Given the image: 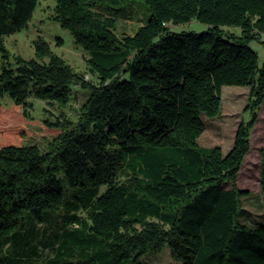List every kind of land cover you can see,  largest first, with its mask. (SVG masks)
Here are the masks:
<instances>
[{
    "label": "trees",
    "instance_id": "1",
    "mask_svg": "<svg viewBox=\"0 0 264 264\" xmlns=\"http://www.w3.org/2000/svg\"><path fill=\"white\" fill-rule=\"evenodd\" d=\"M41 1L0 0L2 58L9 59L4 37L27 27ZM52 1L51 19L89 53L96 83L41 37L36 58L15 57L0 69V100L8 96L24 120L32 119L30 98L61 116L43 122L54 134L45 151L22 145L23 133L0 138V264H18L8 247L37 233L50 255L44 264H141L165 247L182 264H264V218L256 226L242 222L247 192L236 187L264 102V58L260 65L250 47L264 34V0H144L151 17L133 36L118 35L114 11L104 8L129 0ZM192 20L207 30L167 27ZM226 86L249 88L251 118L224 155L198 140L202 115L220 114ZM76 88L87 98L73 122L65 112ZM4 110L0 101V119ZM14 126L10 119L0 133ZM260 183L264 192V159ZM65 188L80 195L66 201ZM59 210L55 233L42 216Z\"/></svg>",
    "mask_w": 264,
    "mask_h": 264
},
{
    "label": "rangeland",
    "instance_id": "2",
    "mask_svg": "<svg viewBox=\"0 0 264 264\" xmlns=\"http://www.w3.org/2000/svg\"><path fill=\"white\" fill-rule=\"evenodd\" d=\"M55 3L52 0L41 1L33 15L28 26L10 36L3 39V46L8 52L9 59L2 58L0 52V69L3 65L10 63L14 65L15 57L24 60L34 59L35 49L34 42L38 37L44 39L50 46L51 51L60 56L69 64L74 71L84 73L86 80L92 84L96 83L95 77L88 72L87 59L90 58L88 52L77 45L69 30L62 28L57 22L51 19L53 15V7ZM107 10L114 11L116 22V33L120 36H133L137 29L147 23L151 17V13L144 0H129L119 7L104 6ZM104 12V10L100 9ZM169 31L172 33H201L207 30L208 26L196 20L180 25H168ZM226 33L240 35V29L236 27H222ZM250 47L259 57L261 65L264 58V34H261L259 40L250 43ZM76 100L72 102V106L66 110V118L75 122L77 120L78 111L87 98V92L76 88ZM1 103L5 105L2 117L0 119V127L6 126L8 120H12L15 124L9 130L2 131L0 138L17 137L20 133V143L24 146L36 145L42 151L46 150L47 144L53 139L54 134L44 128L43 122L50 120L54 122L57 118H61L60 111L48 106L45 102L30 98L32 103L30 121L22 118L18 108L13 106V101L5 96ZM222 107L220 114L213 120L202 115L206 130L199 138L198 144L205 148L219 147L223 154L226 155L232 148L236 136L237 129L242 122H247L251 116L245 109L249 103V88L238 86H226L221 92ZM48 112H47V111ZM256 122L250 133V150L244 159L241 171L236 180V187L244 192L247 196L242 199L243 215L242 222L248 225L256 226L261 223L264 218V192L260 183L261 164L264 159V102L256 111ZM22 130V131H21ZM62 177V176H61ZM227 189L231 188L230 183L225 184ZM106 188H102L103 193ZM79 196L77 189L65 188L64 197L66 201L73 202L74 197ZM63 211H48L43 214V226L54 224L55 233L61 228V221H57V215H61ZM249 214V215H248ZM85 216L81 214V217ZM26 228L31 229V217L27 215ZM33 219V218H32ZM46 242V238L43 240ZM141 264H182L170 254L168 247L159 254H147L140 259Z\"/></svg>",
    "mask_w": 264,
    "mask_h": 264
},
{
    "label": "crops",
    "instance_id": "3",
    "mask_svg": "<svg viewBox=\"0 0 264 264\" xmlns=\"http://www.w3.org/2000/svg\"><path fill=\"white\" fill-rule=\"evenodd\" d=\"M249 215V214H248ZM47 235L49 231L46 232ZM53 236V232H50ZM38 233L35 235L33 241H26L22 239L20 242H14L8 247V252L15 257H18V264H44L46 259H49L48 251H43L42 245L39 243Z\"/></svg>",
    "mask_w": 264,
    "mask_h": 264
}]
</instances>
